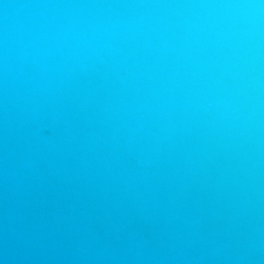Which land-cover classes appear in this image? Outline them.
<instances>
[{
  "label": "water",
  "instance_id": "1",
  "mask_svg": "<svg viewBox=\"0 0 264 264\" xmlns=\"http://www.w3.org/2000/svg\"><path fill=\"white\" fill-rule=\"evenodd\" d=\"M0 264H264V0H0Z\"/></svg>",
  "mask_w": 264,
  "mask_h": 264
}]
</instances>
